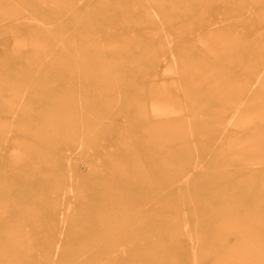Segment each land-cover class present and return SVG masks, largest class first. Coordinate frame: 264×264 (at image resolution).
<instances>
[{"label": "rangeland", "instance_id": "rangeland-1", "mask_svg": "<svg viewBox=\"0 0 264 264\" xmlns=\"http://www.w3.org/2000/svg\"><path fill=\"white\" fill-rule=\"evenodd\" d=\"M107 263L264 264V0H0V264Z\"/></svg>", "mask_w": 264, "mask_h": 264}, {"label": "bare ground", "instance_id": "bare-ground-1", "mask_svg": "<svg viewBox=\"0 0 264 264\" xmlns=\"http://www.w3.org/2000/svg\"><path fill=\"white\" fill-rule=\"evenodd\" d=\"M63 217H64V216H63ZM64 218H65V217H64ZM119 221H120V220H119ZM62 222H63V221H62ZM63 230H64V228H63ZM63 230H62V231H63ZM64 231H65V230H64ZM118 239H119V238H118ZM122 240H123V239H122ZM122 240H121V241H122ZM124 241H125V240H124ZM59 244H60V243H59ZM113 244H114V243H113ZM116 244H117V243H116ZM116 244H115V246H116ZM122 245H123V241H122ZM59 246H60V245H59ZM118 246H119V245H118ZM60 247H61V246H60ZM112 247H113V245H112ZM119 247H120V246H119ZM119 247H118V248H119ZM111 249H112V248H111ZM121 249H122V248H121ZM123 249H124V248H123ZM115 250H116V249H115ZM117 250H118V249H117ZM60 252H61V251H60ZM57 256H58V255H57ZM110 257H111V256H110ZM102 258H104V257H102ZM102 258H101V259H102ZM97 259H98V258H96L95 261H97ZM101 259H99V261H102ZM107 260H108V261H110V260L112 261V260H114V259L110 258V260H109V259H107ZM104 263H105V262H104ZM107 264H109V263H107Z\"/></svg>", "mask_w": 264, "mask_h": 264}, {"label": "crops", "instance_id": "crops-1", "mask_svg": "<svg viewBox=\"0 0 264 264\" xmlns=\"http://www.w3.org/2000/svg\"><path fill=\"white\" fill-rule=\"evenodd\" d=\"M137 167H138V165H137Z\"/></svg>", "mask_w": 264, "mask_h": 264}]
</instances>
